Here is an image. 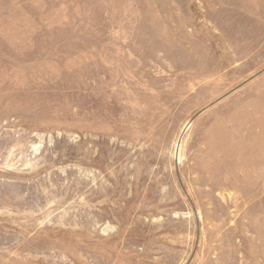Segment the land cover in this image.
I'll use <instances>...</instances> for the list:
<instances>
[{"label": "rangeland", "instance_id": "rangeland-1", "mask_svg": "<svg viewBox=\"0 0 264 264\" xmlns=\"http://www.w3.org/2000/svg\"><path fill=\"white\" fill-rule=\"evenodd\" d=\"M0 264H264V0H0Z\"/></svg>", "mask_w": 264, "mask_h": 264}]
</instances>
